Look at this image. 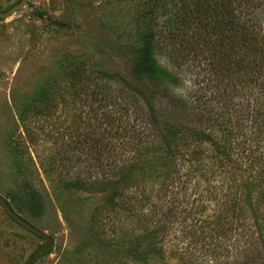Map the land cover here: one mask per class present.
<instances>
[{
    "label": "rangeland",
    "instance_id": "obj_1",
    "mask_svg": "<svg viewBox=\"0 0 264 264\" xmlns=\"http://www.w3.org/2000/svg\"><path fill=\"white\" fill-rule=\"evenodd\" d=\"M16 2L0 0V10ZM138 10L125 0H27L0 19V195L54 240L33 264H262L264 233L255 231L252 208L262 202L264 211V125L253 138L218 131L211 116L224 127L244 115L235 105L240 85L232 94L231 72L213 73L202 52L182 61L176 53L172 64L158 58L178 85L151 100L158 120L151 123L125 84L141 85L131 72ZM254 14L248 21L264 29V3ZM228 33H220L224 45ZM77 64L80 81L68 73ZM100 71L118 77L107 82ZM41 92L55 105L31 114V100ZM176 94L188 99L187 113L175 110ZM166 128L187 142L178 151L165 148ZM211 142L230 148L216 159ZM115 168L133 203L108 206L103 193L62 185L77 172ZM233 193L249 220L242 231L225 222ZM173 198L182 203L161 218L154 206L167 212ZM97 228L107 245L92 236ZM119 239L127 246L138 239L146 258L132 259L122 243L112 245ZM42 243L0 204V264H26Z\"/></svg>",
    "mask_w": 264,
    "mask_h": 264
},
{
    "label": "trees",
    "instance_id": "obj_2",
    "mask_svg": "<svg viewBox=\"0 0 264 264\" xmlns=\"http://www.w3.org/2000/svg\"><path fill=\"white\" fill-rule=\"evenodd\" d=\"M125 1H129L130 3L137 2L139 5V10L135 13V48L131 56V72L136 80L141 82V85L135 86L125 83L129 88L128 90H131L138 97L135 98L136 102H131L136 105L137 110L139 109L144 115H148V119L152 121L151 123L154 124L158 122L151 100L156 99L159 93L164 96L168 95L169 85L173 87L177 84L176 77L159 62V57L165 56L167 62L172 64L173 61L171 60V56H174L176 53H180V61H182L189 53L202 52L204 58L207 60L206 62L211 66L213 73L218 76L219 74H224V76H226L228 72H231L232 76L235 78L232 82V94H236L238 85H240L241 103L235 105L241 112L244 111L245 116L239 114V116H236V122L233 120L229 121L227 126L224 127L221 122H218V115L211 116V118L214 117L213 119L217 121L215 126L221 127L218 131L224 132V130H226L228 133H241L245 135L250 133L249 136H251V138L255 137L253 134L257 132V130L259 132L260 127L264 125V118H262L264 114V29L260 28L257 22L252 23L248 20L253 15L255 16V9H257L259 5H263L264 1ZM242 15L245 16L243 17ZM224 29L229 31L227 35L228 41H230L229 45H224L220 38V33H222ZM225 36L226 34L223 37ZM80 68L81 66L77 64L74 68H69L68 72L70 76H77L78 81H80ZM100 74L102 78H107V82L111 81L110 79H116V77H118V75L114 73H102V71H100ZM144 84L145 86H143ZM144 87L145 89H143ZM187 100L188 99L181 97L180 94L175 95L176 103L174 101V108L178 110V112L176 111L177 113H187L185 106L190 105ZM224 100H226V97ZM40 103H43V109H40L38 106ZM54 105L50 95L41 92V94L31 100V114H36L41 110L47 113ZM151 123L150 127L152 126ZM194 133L197 132L193 130L192 135ZM199 133H201L202 136H208V133L211 134V132H203L202 130ZM212 135L216 137L215 134ZM181 136L177 129L166 128L164 135L165 148L170 150L173 144L175 150L178 151L187 143ZM208 137L211 138V135ZM222 137L223 134H221L219 138L216 137V139L219 140ZM211 144L214 145V142H211ZM225 147H227V150L230 148L227 145H225ZM225 147L224 144H222V146L214 145L213 157L218 159L220 155H222V152H225ZM200 152L201 150L197 151L196 148L191 149V154L197 155ZM63 159L66 160L67 158ZM184 160L190 165L194 163L192 158ZM183 166H181V168ZM112 167L114 166L112 165ZM117 172L116 168L109 173L101 172L103 175L96 174L92 176L87 173L81 174L77 172L67 181H64L62 185L70 189L103 193L105 198L102 203L108 206L115 205L116 202L121 204V202H126L125 200L127 199L129 200L127 202L128 204L133 203L135 201L134 197L129 198L126 191L129 186H119L123 180L121 177L117 176ZM171 172L175 173V171ZM235 193H233L228 200L230 203V217L226 218L225 222L228 220L230 228L235 229V231L239 229L242 231L244 228L241 229V227L243 224L248 225L249 220L247 221L246 218L248 217H246L242 208L238 206L240 196ZM173 199L172 202L174 205H172L167 212L162 211L160 206H154V208H159V216H161V218L171 215V211H173L171 209L174 208L175 204L182 203L181 199H177L178 201L175 200V198ZM247 202L249 203L251 201ZM253 204L250 205L253 206ZM261 205L262 202L256 205L254 204L252 215L255 216V231L262 235L264 233V211L259 209ZM242 215L244 217H242ZM98 231V228L91 231L92 236L96 238L95 240L107 245L109 242H106L105 237H99ZM120 243H124L123 239L115 241L112 245H119ZM140 243L141 242L136 239L134 243L132 242L131 246L123 244V246H125V251H127V254H129L132 259L141 260L146 258V252L141 249ZM150 246V248H156L155 244H150ZM249 249L251 253L258 252L256 248ZM50 250L51 248L48 250L46 249L38 258Z\"/></svg>",
    "mask_w": 264,
    "mask_h": 264
},
{
    "label": "water",
    "instance_id": "obj_3",
    "mask_svg": "<svg viewBox=\"0 0 264 264\" xmlns=\"http://www.w3.org/2000/svg\"><path fill=\"white\" fill-rule=\"evenodd\" d=\"M27 0H19L16 4H13L6 10H0V19L6 18L7 16L11 15L18 9L22 8L26 4ZM0 204L4 208V210L10 214L11 218L14 219L16 222L21 224L27 230L37 234L41 238H43V243L40 244L29 256L26 261V264H33L34 261L38 258V256L46 251V249H50L53 245L54 240L52 239L53 236L45 232L44 230L38 228L37 226L33 225L31 222L20 216L17 212L13 210L10 203L0 195Z\"/></svg>",
    "mask_w": 264,
    "mask_h": 264
},
{
    "label": "flooded vegetation",
    "instance_id": "obj_4",
    "mask_svg": "<svg viewBox=\"0 0 264 264\" xmlns=\"http://www.w3.org/2000/svg\"><path fill=\"white\" fill-rule=\"evenodd\" d=\"M19 1V0H18Z\"/></svg>",
    "mask_w": 264,
    "mask_h": 264
}]
</instances>
